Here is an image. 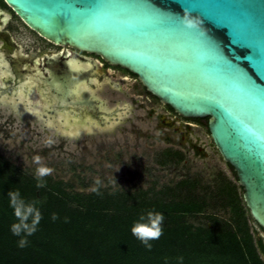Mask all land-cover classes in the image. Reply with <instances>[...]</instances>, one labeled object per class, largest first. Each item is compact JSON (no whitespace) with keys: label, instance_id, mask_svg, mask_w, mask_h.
Returning <instances> with one entry per match:
<instances>
[{"label":"water","instance_id":"obj_1","mask_svg":"<svg viewBox=\"0 0 264 264\" xmlns=\"http://www.w3.org/2000/svg\"><path fill=\"white\" fill-rule=\"evenodd\" d=\"M3 1L41 37L100 56L182 118L207 122L264 239V0ZM0 16L4 28L11 14ZM61 61L24 56L6 67L28 93L37 88L63 105L56 90L65 87L73 106L86 104L75 102L80 74ZM32 67L52 72L55 89L35 78L25 89Z\"/></svg>","mask_w":264,"mask_h":264},{"label":"rangeland","instance_id":"obj_2","mask_svg":"<svg viewBox=\"0 0 264 264\" xmlns=\"http://www.w3.org/2000/svg\"><path fill=\"white\" fill-rule=\"evenodd\" d=\"M3 10L10 12L5 6ZM9 29L25 52L48 47L18 18ZM28 75L30 79L21 84L27 86L25 89L30 88L33 78L55 89L52 72L45 76L42 70L32 67ZM108 77L120 89L105 84L103 92L95 95L106 101L108 108L117 100L134 109L131 122L115 132L79 140L66 138L45 129L41 122L21 120L0 105V158L11 166V173L35 178L39 166L35 157L39 156L40 165L53 169L46 177L62 182L69 192L114 196L130 206L144 201L202 203L205 212L187 215L184 222L209 228L214 227V221L216 227L231 223L228 191L235 190L250 218V231L258 240L260 235L241 187L217 150L208 123L180 118L122 68L109 71ZM56 91L62 101H68L74 92L65 87Z\"/></svg>","mask_w":264,"mask_h":264},{"label":"trees","instance_id":"obj_3","mask_svg":"<svg viewBox=\"0 0 264 264\" xmlns=\"http://www.w3.org/2000/svg\"><path fill=\"white\" fill-rule=\"evenodd\" d=\"M11 172L0 158V264H264V245L254 239L235 190L228 191L231 223L216 227L214 221L209 228L184 222L187 215L205 212L202 203L144 201L130 206L114 196L69 192L47 177L45 186L37 188L36 178ZM16 190L26 202L38 200L43 217L23 248L10 230L16 218L7 194ZM149 211L165 216L163 235L150 241L151 250L131 232Z\"/></svg>","mask_w":264,"mask_h":264},{"label":"flooded vegetation","instance_id":"obj_4","mask_svg":"<svg viewBox=\"0 0 264 264\" xmlns=\"http://www.w3.org/2000/svg\"><path fill=\"white\" fill-rule=\"evenodd\" d=\"M3 6L10 10L11 19L6 22L5 27L3 28V16H0V62H5L6 66L12 67V62L15 59H23L24 56L32 57L33 63L38 64L39 60L45 57H53L57 55H61L63 65L70 67L73 71L78 70L77 72L80 78V83L77 84V91L75 98L77 99L75 102L84 101L86 104L81 103V105L73 106L71 100L65 101L62 104L59 103L54 97H51V100H47L45 95L40 92L37 88L33 89L32 94H36L39 100L47 103L49 106V111L46 112L43 110L41 115L34 112L33 115L29 113L24 115H19L21 120L30 121V118H38L43 122V126L45 129L52 128L51 125L46 124V120L49 122H53L54 117H60L61 122L68 121L70 123H76L79 129H85L88 127V124L94 123L95 126L90 127L89 131L91 132H83V135H69V133H63L62 131H54L55 135L63 136L66 138H74L79 140L83 136H92L98 135L106 132H115L116 130H121L124 128L126 122H131V115L134 113V109L129 104L121 105L119 101L113 100L114 106L112 108H108L106 101L100 99L95 94L98 91L103 92V85L108 84L111 88L119 90V85L110 80L108 77V73L111 70H120V67L112 66L109 63L105 62L100 56L88 54L84 52H80L70 46L67 45H57L49 40L41 37L38 33L31 30L15 13L9 8L3 0H0V13L3 12ZM18 18L21 23L28 28L33 34H35L40 41L45 43L48 47L38 48L34 51L25 52L23 46H21L13 37L11 30L9 29L10 23ZM66 55L64 58L63 56ZM80 56L82 58H80ZM11 71L13 70L10 68ZM124 70V69H123ZM126 71V70H125ZM8 72V71H7ZM6 72V75L8 73ZM130 77L137 80L141 85L142 83L139 79L126 71ZM14 77H11L10 80L13 82ZM9 82L10 87L3 94V97H0V105H2V101L10 105L11 102H7L4 96L11 95L18 90L21 93L28 94V90H24L20 88L19 85L14 86V83ZM143 86V85H142ZM144 87V86H143ZM85 88V89H84ZM145 89V87H144ZM146 90V89H145ZM147 91V90H146ZM148 92V91H147ZM148 94H150L148 92ZM151 95V94H150ZM152 96V95H151ZM155 98V97H154ZM157 99V98H155ZM167 106V105H166ZM172 112H174L177 116H179L174 110H172L169 106H167ZM34 111V110H33ZM123 114L122 118L121 115ZM112 115V116H111ZM182 118L181 116H179ZM125 118V119H123ZM37 119V120H38ZM184 119V118H182ZM193 121H198V119H188ZM107 121H111V125L104 126V123ZM203 121V120H202ZM232 168V167H231ZM259 227V226H258ZM260 228V227H259ZM261 229V228H260ZM264 233V230L261 229ZM264 245V239L260 237L258 239ZM261 257H264V250H260Z\"/></svg>","mask_w":264,"mask_h":264},{"label":"clouds","instance_id":"obj_5","mask_svg":"<svg viewBox=\"0 0 264 264\" xmlns=\"http://www.w3.org/2000/svg\"><path fill=\"white\" fill-rule=\"evenodd\" d=\"M182 22L187 27H193L191 21L182 18ZM7 72L5 62H0V77L4 76ZM15 107V105H13ZM36 163L39 165L35 169V178L37 180V188L45 186L44 178L50 175L53 171L52 168L40 165V157H35ZM99 183V181L97 182ZM9 206L13 209V215L16 221L11 225V232L13 235L20 237L18 246L23 248L27 246V237L33 235L38 228L41 221L42 212L39 207V201L26 202L22 198L19 190L9 191ZM57 214H52V220H56ZM165 216L162 212L149 211L146 214H141L139 220L135 222L131 228L132 235L140 240L147 249L151 250L152 244L150 241L157 240L163 235V222ZM180 261L183 257L178 258Z\"/></svg>","mask_w":264,"mask_h":264},{"label":"bare ground","instance_id":"obj_6","mask_svg":"<svg viewBox=\"0 0 264 264\" xmlns=\"http://www.w3.org/2000/svg\"><path fill=\"white\" fill-rule=\"evenodd\" d=\"M9 82H10V76L8 75H4L2 77H0V86H2L3 88H0V97H3V89L8 90L9 86ZM85 89V88H84ZM5 90V92H6ZM5 99H7V102H11L10 105L5 103V101L1 102L3 105V108L5 110H11V112H13V114H18V115H24L29 113L30 115H33L34 112H36L37 114L41 115L43 113V110L48 112L49 111V106L47 103H43L42 100H39L36 94H32V93H28V94H23L21 93L19 90L11 95H6L4 96ZM36 97V100H33ZM1 101V100H0ZM44 101V100H43ZM13 105H15V107H13ZM34 110V111H33ZM123 114L121 115L122 118ZM38 119V118H37ZM36 118H30L31 121L34 122H41V119L37 120ZM46 124L51 125L52 128H48L51 129L53 131H58L59 134L62 131L63 133H69V135L73 136V135H83V132H91L89 130L90 127L95 126V124L90 123L88 124V127H86L85 129H79L76 125V123H70L68 121H64L63 123L61 122V118L60 117H54L53 118V122H49L48 120L45 121ZM110 122V121H108ZM44 125V124H43Z\"/></svg>","mask_w":264,"mask_h":264}]
</instances>
